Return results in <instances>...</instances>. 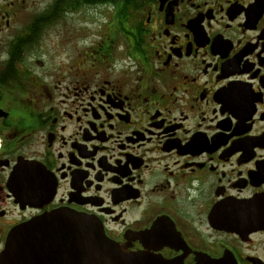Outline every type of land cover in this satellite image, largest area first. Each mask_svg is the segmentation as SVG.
I'll use <instances>...</instances> for the list:
<instances>
[{"label":"flooded vegetation","instance_id":"1","mask_svg":"<svg viewBox=\"0 0 264 264\" xmlns=\"http://www.w3.org/2000/svg\"><path fill=\"white\" fill-rule=\"evenodd\" d=\"M56 210L147 264H264V0H0V256Z\"/></svg>","mask_w":264,"mask_h":264},{"label":"water","instance_id":"2","mask_svg":"<svg viewBox=\"0 0 264 264\" xmlns=\"http://www.w3.org/2000/svg\"><path fill=\"white\" fill-rule=\"evenodd\" d=\"M23 229L31 240L25 244L23 235L20 241L21 227L14 229L0 264H147L142 255L117 247L100 222L89 216L56 210L29 221Z\"/></svg>","mask_w":264,"mask_h":264},{"label":"rangeland","instance_id":"3","mask_svg":"<svg viewBox=\"0 0 264 264\" xmlns=\"http://www.w3.org/2000/svg\"><path fill=\"white\" fill-rule=\"evenodd\" d=\"M89 17H90V18H94V15H90Z\"/></svg>","mask_w":264,"mask_h":264}]
</instances>
